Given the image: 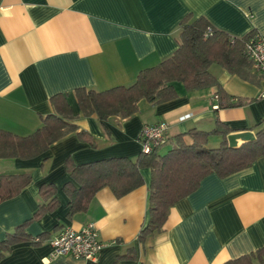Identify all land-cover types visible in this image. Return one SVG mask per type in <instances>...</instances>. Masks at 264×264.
<instances>
[{
	"label": "crops",
	"instance_id": "crops-1",
	"mask_svg": "<svg viewBox=\"0 0 264 264\" xmlns=\"http://www.w3.org/2000/svg\"><path fill=\"white\" fill-rule=\"evenodd\" d=\"M188 15L204 16L232 36L254 31L264 37V0H0V128L30 134L51 112L54 94L65 93L78 114L76 88L131 84L140 70L173 54L180 23ZM210 70L232 99L256 100L220 106L216 88L188 92L176 83L174 99L156 105L140 100L131 117L75 118L72 122L91 136L94 146L69 133L38 157L0 159V175H31L16 196L0 202V239L38 208L42 183L56 186L60 202L26 228L33 237L45 234L41 242L15 245L0 264H224L264 246V157L240 172L204 177L170 209L163 229L142 241L138 236L149 216V168L141 169L144 183L138 188L118 198L104 187L87 211L67 217L66 159L75 164L134 159L145 125L167 122V139L192 128L209 132L218 122L230 128V145L254 137L264 126L258 125L264 118V79L254 83L217 65ZM220 141L221 136L210 135L207 146ZM164 144L171 145L170 140ZM89 222L105 243L95 260L51 257L49 239L57 231Z\"/></svg>",
	"mask_w": 264,
	"mask_h": 264
},
{
	"label": "trees",
	"instance_id": "trees-1",
	"mask_svg": "<svg viewBox=\"0 0 264 264\" xmlns=\"http://www.w3.org/2000/svg\"><path fill=\"white\" fill-rule=\"evenodd\" d=\"M255 35L252 31L242 37L232 36L216 28L204 16L188 15L180 23L178 46L173 54L155 66L140 70L131 84L105 90L76 88L74 96L78 114L72 112L65 93L54 94L49 100L51 112L30 134L19 135L0 128V159L38 157L69 133H75L79 140L94 146L91 136L72 122L75 118L94 116L103 122L110 117H131L138 112L140 100L156 105L174 99L177 96L176 83H181L188 92L216 88L220 106L252 102L256 99H232L210 68L217 65L254 83L264 79V74L252 69L245 53L247 42ZM262 123L264 118L258 125ZM229 131L230 128L221 122L209 132L189 129L167 139L171 147L165 154L155 147L150 152L141 150L134 159L118 156L83 164L66 159L65 170L70 178L63 186L69 198L67 217L87 211L95 194L104 187L118 198L138 188L144 183L141 169L149 168V216L138 237L142 241L145 235L161 231L170 209L194 192L204 177L211 173L225 177L249 168L257 158L264 157V126L254 137L238 145L228 143L226 136ZM210 135L221 136L218 146H207ZM30 181V173L0 175V202L16 196ZM39 194L41 203L32 216L0 239V261L15 245L22 242L39 244L45 236L33 237L26 228L34 220L56 210L60 202L57 188L52 183H42ZM256 263L264 264V246L224 264Z\"/></svg>",
	"mask_w": 264,
	"mask_h": 264
},
{
	"label": "built area",
	"instance_id": "built-area-1",
	"mask_svg": "<svg viewBox=\"0 0 264 264\" xmlns=\"http://www.w3.org/2000/svg\"><path fill=\"white\" fill-rule=\"evenodd\" d=\"M245 53L252 64V69L264 74V37L256 34L246 46ZM264 95V94H262ZM218 100V95H214ZM218 107L217 104L214 105ZM168 123L161 121L142 127L139 138L141 150L150 152L151 149L163 145L167 140ZM51 257L58 255H71L75 258L95 260L105 246L100 241L98 230L94 223L89 222L80 229L64 227L49 239Z\"/></svg>",
	"mask_w": 264,
	"mask_h": 264
},
{
	"label": "rangeland",
	"instance_id": "rangeland-1",
	"mask_svg": "<svg viewBox=\"0 0 264 264\" xmlns=\"http://www.w3.org/2000/svg\"><path fill=\"white\" fill-rule=\"evenodd\" d=\"M170 146H171V145H169V144H164V145H162V146L160 147V149H159V152H160L161 154H165V153L170 149Z\"/></svg>",
	"mask_w": 264,
	"mask_h": 264
}]
</instances>
